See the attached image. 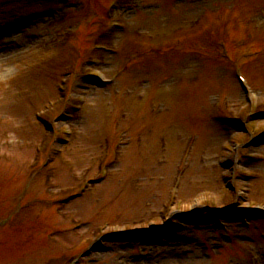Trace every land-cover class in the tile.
<instances>
[{
	"label": "rangeland",
	"instance_id": "rangeland-1",
	"mask_svg": "<svg viewBox=\"0 0 264 264\" xmlns=\"http://www.w3.org/2000/svg\"><path fill=\"white\" fill-rule=\"evenodd\" d=\"M255 112L264 0H0V264H264Z\"/></svg>",
	"mask_w": 264,
	"mask_h": 264
}]
</instances>
